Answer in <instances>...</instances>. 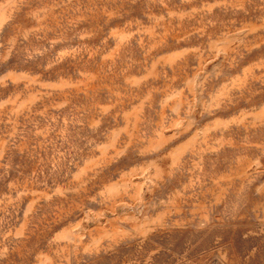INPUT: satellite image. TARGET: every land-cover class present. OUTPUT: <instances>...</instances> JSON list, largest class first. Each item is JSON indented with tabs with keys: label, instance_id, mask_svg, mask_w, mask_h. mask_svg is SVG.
<instances>
[{
	"label": "rangeland",
	"instance_id": "1",
	"mask_svg": "<svg viewBox=\"0 0 264 264\" xmlns=\"http://www.w3.org/2000/svg\"><path fill=\"white\" fill-rule=\"evenodd\" d=\"M0 264H264V0H0Z\"/></svg>",
	"mask_w": 264,
	"mask_h": 264
}]
</instances>
